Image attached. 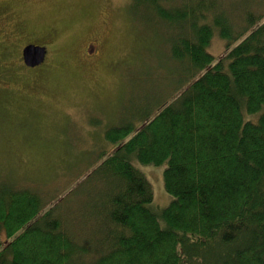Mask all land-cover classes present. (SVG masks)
I'll return each instance as SVG.
<instances>
[{
	"label": "trees",
	"instance_id": "trees-1",
	"mask_svg": "<svg viewBox=\"0 0 264 264\" xmlns=\"http://www.w3.org/2000/svg\"><path fill=\"white\" fill-rule=\"evenodd\" d=\"M136 1L179 30L172 57L200 74L138 129L107 133L117 146L99 167L106 191L86 221L100 238L78 243L62 219H37L35 193L1 194L0 264H192L210 255L264 264V0H238V30L228 17L234 4ZM217 31L227 40L220 57L207 51ZM133 160L166 164L173 200L162 211Z\"/></svg>",
	"mask_w": 264,
	"mask_h": 264
},
{
	"label": "rangeland",
	"instance_id": "rangeland-1",
	"mask_svg": "<svg viewBox=\"0 0 264 264\" xmlns=\"http://www.w3.org/2000/svg\"><path fill=\"white\" fill-rule=\"evenodd\" d=\"M229 4L238 7V0ZM233 9L238 30L244 15ZM178 31L136 0H0V195L35 193L37 219L47 212L62 219L78 243L100 238L86 221L106 191L99 167L117 146L107 133L138 129L200 74L172 57ZM26 44L46 45V61L30 68L18 60ZM226 44L217 31L207 51L220 57ZM133 165L162 211L172 201L166 164Z\"/></svg>",
	"mask_w": 264,
	"mask_h": 264
},
{
	"label": "water",
	"instance_id": "water-1",
	"mask_svg": "<svg viewBox=\"0 0 264 264\" xmlns=\"http://www.w3.org/2000/svg\"><path fill=\"white\" fill-rule=\"evenodd\" d=\"M47 49L41 45L30 44L23 50L24 63L29 67L42 64L45 60Z\"/></svg>",
	"mask_w": 264,
	"mask_h": 264
},
{
	"label": "bare ground",
	"instance_id": "bare-ground-1",
	"mask_svg": "<svg viewBox=\"0 0 264 264\" xmlns=\"http://www.w3.org/2000/svg\"><path fill=\"white\" fill-rule=\"evenodd\" d=\"M229 1L230 0H218V3H220L221 4V6L224 4V5H226V4H228L229 5ZM230 8V7H229ZM235 8H238L237 6L235 7ZM229 11H230V9H229ZM228 17H229V19H230V21H231V23L232 24H234L235 23V20L237 21V18H238V16L235 14V13H230V12H228ZM220 37V36H219ZM220 38H222V37H220ZM223 39V38H222ZM172 197V200H173V196H171ZM172 202V201H171ZM198 259H208V260H210V264H217V262H218V259L219 258H212L211 257V255L210 256H208V258H205V257H197ZM198 259H196V262H197V260ZM196 262H194V263H192V264H195ZM219 263V262H218Z\"/></svg>",
	"mask_w": 264,
	"mask_h": 264
},
{
	"label": "flooded vegetation",
	"instance_id": "flooded-vegetation-1",
	"mask_svg": "<svg viewBox=\"0 0 264 264\" xmlns=\"http://www.w3.org/2000/svg\"><path fill=\"white\" fill-rule=\"evenodd\" d=\"M100 39H101V36H98V37H95V38L90 39L89 42H91V43H94V42L99 43V42H100ZM98 40H99V42H98ZM27 45H30V44H26L25 46H23V47L20 48L21 50H19V52H20L19 54H21V55H20V57H19V55H18V57H17L18 60H20V58H22L23 63H24V59H23V50H24V48H25ZM41 46H44V47H46V49H47V53H46L45 60H44V62H45L46 59H47V57H48V55H49V49H48V47H47L46 45H41ZM94 50H95V47H93V46H91V47L89 48V52H90L91 54L94 53ZM9 58H10L11 60L14 59L13 56H10ZM27 67H28V66H27ZM30 68H31V67H30ZM32 68H33V67H32Z\"/></svg>",
	"mask_w": 264,
	"mask_h": 264
}]
</instances>
